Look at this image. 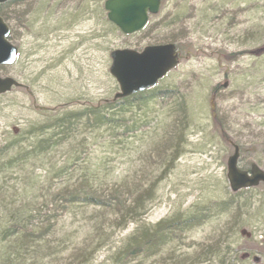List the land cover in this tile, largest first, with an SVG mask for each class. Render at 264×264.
Masks as SVG:
<instances>
[{"label": "rangeland", "instance_id": "374dc122", "mask_svg": "<svg viewBox=\"0 0 264 264\" xmlns=\"http://www.w3.org/2000/svg\"><path fill=\"white\" fill-rule=\"evenodd\" d=\"M104 1L0 8L18 50L0 77L25 88L0 96V221L26 211L34 234L41 222L54 224L32 254L0 264L13 256L12 264H264V187L233 193L226 179L230 144L244 148L240 168L264 161V55L255 53L264 46V0H164L149 31L130 36L107 22ZM164 36L182 46L181 59L141 101L158 95L99 109L118 92L109 53L141 51ZM49 120L63 127L27 136ZM86 196L89 206L68 204ZM132 205L134 221L117 227ZM173 217L188 228L141 259L116 263L137 226ZM7 237L0 228L3 246L22 244Z\"/></svg>", "mask_w": 264, "mask_h": 264}, {"label": "water", "instance_id": "95a60500", "mask_svg": "<svg viewBox=\"0 0 264 264\" xmlns=\"http://www.w3.org/2000/svg\"><path fill=\"white\" fill-rule=\"evenodd\" d=\"M9 1L11 0H0V4ZM160 5V0H105L103 10L107 22L122 35L130 36L146 27L149 17L158 14ZM8 36L9 29L0 17V67L11 66L17 59V48L8 41ZM179 58V52L173 43L146 46L141 51H111L108 72L118 86L119 92L115 99L127 98L155 87L158 81L178 65ZM20 86L10 77H0V95ZM210 106L213 110V98ZM233 148V154L226 163L230 190L237 192L240 189L257 187L260 183L264 185V171L254 164L250 166L249 173L237 168L239 150L237 146Z\"/></svg>", "mask_w": 264, "mask_h": 264}, {"label": "trees", "instance_id": "16d2710c", "mask_svg": "<svg viewBox=\"0 0 264 264\" xmlns=\"http://www.w3.org/2000/svg\"><path fill=\"white\" fill-rule=\"evenodd\" d=\"M14 1V0H12ZM10 1V2H12ZM8 2V3H10ZM161 3H164V0H161ZM6 4L0 5V8ZM157 16V15H156ZM156 16H153L152 18H156ZM0 17L6 22L5 17L2 15V13L0 12ZM164 21V20H163ZM174 25L176 24V21L174 20ZM162 28L164 27V25H160ZM167 26H172V23H168ZM152 26L148 25L143 31L142 33H145L147 31H149V29ZM115 29V28H114ZM9 39V38H8ZM159 42H163V43H173L175 42L174 40H172L169 37H163L161 40H159ZM175 44V43H174ZM176 48L178 50L182 49V46L180 44H175ZM255 53L258 56L264 55V46L257 49L255 51ZM237 55L236 54H232L230 56H227L229 59H235ZM154 89L150 90L153 91ZM143 94L139 93L136 94L134 96H131L129 98H125V99H121V100H115V101H111V102H104L102 104V106L99 107V109H103V110H109V109H113L114 104L117 101H120L121 103H129L131 102V105H136V104H144L146 102H148L149 100L155 98V96H157L158 94H155L153 96H149L147 97L144 101H141V98H143L142 96ZM83 114L85 115H92V116H96L95 115V111H93L92 109L89 110H84L82 111ZM76 116H79V114H76ZM69 118H73V117H69ZM60 124L62 123L61 120H59ZM57 124V122L55 120H49V122H47V124L39 127V128H35L33 130H31V132H28L27 136L35 138L36 135H44L43 137H45V135H50V133L53 132V129L59 128L60 126H62L63 124ZM215 124V122H214ZM216 125V124H215ZM47 126H49V130L47 129ZM63 127V126H62ZM54 133V132H53ZM20 136V135H18ZM21 137V136H20ZM47 142V140H46ZM44 142V144L46 143ZM48 143V142H47ZM239 146V145H238ZM12 149H15V145H12ZM239 150L240 153L244 151V148L239 146ZM78 201H71L68 204L70 206H72L74 203H77ZM114 204L119 205L117 200L114 201ZM142 204L138 205L135 208V211L137 212H142ZM105 207V206H104ZM133 205L130 207V210H128V212H126L124 215H120V217L116 220L117 221V227H125L126 225H128L130 223V221H134L132 218H129L130 216L127 217V214L130 213L129 215H132V209ZM29 213H26V211L24 212H18L16 215L14 214L15 221L14 222V228L10 227L11 229L7 232L8 233V239L9 240H14L11 241L10 244H17L19 241L22 242L21 245H19V248H17L16 250H10V248L5 244V246H3V243L0 242V258L5 257V255L10 256L11 254H17L18 251H24L25 253H30L32 254L34 251H36L39 248V245H37L38 243L41 244L42 240L46 237L45 231L44 229L49 226L46 225V223L48 221L41 222L39 225H37L36 229H37V233L34 234L30 229H29V218L26 217V215ZM190 222H188V220H186V222H182V220L178 217H173L171 219L168 220H161L158 223H156V225L152 226V227H146L145 225H142L141 228L137 229L135 228V230L132 232V234H130L127 239L124 241V243L122 244V246L118 249V251L115 253V255L113 254V256L116 259V263H119L121 261L120 257H123V260L126 261H131L134 259H141L144 256H146L151 250H157L159 247L163 246L166 242L169 241V239H172V236L176 233V232H180L182 231L184 225L185 227H187V224H189ZM45 224V225H44ZM44 225V227H43ZM26 243V245L24 244ZM32 243L31 248L28 247V244ZM104 240H103V244H104ZM102 244V238H100L98 245L101 246ZM26 247V249H25ZM33 250H30L32 248H34ZM9 252V253H8ZM13 256V255H12ZM16 257L17 256H13ZM15 258V259H16ZM14 259V260H15ZM88 256L85 259V262H89L88 261ZM13 260V261H14ZM13 261H10V263L12 264Z\"/></svg>", "mask_w": 264, "mask_h": 264}, {"label": "bare ground", "instance_id": "6f19581e", "mask_svg": "<svg viewBox=\"0 0 264 264\" xmlns=\"http://www.w3.org/2000/svg\"><path fill=\"white\" fill-rule=\"evenodd\" d=\"M171 27V29L169 30V32H171L172 30H174L175 28L174 27H172V26H170ZM164 37H166V36H164ZM167 37H169V36H167ZM161 44H166V43H163V42H160L159 44H156V45H161ZM148 46H155V45H148ZM225 85V87L227 86V84H224ZM212 97H215V95L214 94H212ZM180 129H183V130H186V129H188V126H187V124H184ZM99 196H97V198H98ZM94 199V198H93ZM91 203H93V202H91V199H89V197H83V198H81L78 202H77V204H79V205H83V206H89ZM107 204H111L110 202H108ZM97 205V204H96ZM15 218L16 217H14V215L13 214H11L10 216H4L3 217V220L2 221H0V228H1V230L2 231H4V232H8L11 228L10 227H8V226H11L12 228H14V226H16V225H14V222L13 221H15ZM179 218V217H178ZM182 222H186V220L184 219V220H182ZM190 224V223H189ZM46 225H49V226H47L44 230H45V232H51V231H53V229H54V224L53 225H51L50 224V222L48 221L47 223H46ZM51 225V226H50ZM138 227V228H137ZM136 228L137 229H139V228H141L142 227V225H140V226H137ZM183 228H185V225H184V227ZM187 228H188V226H187ZM11 241H14V240H10V242ZM29 248H31V246H32V243H29ZM33 247V246H32ZM212 252V251H211ZM210 252V255H212V253ZM93 254H89V256H88V261H90V259H91V256H92ZM206 255V254H205ZM121 258V260H123V257H120ZM183 264V263H182ZM185 264V263H184Z\"/></svg>", "mask_w": 264, "mask_h": 264}, {"label": "flooded vegetation", "instance_id": "af4514ba", "mask_svg": "<svg viewBox=\"0 0 264 264\" xmlns=\"http://www.w3.org/2000/svg\"><path fill=\"white\" fill-rule=\"evenodd\" d=\"M21 88H22V89H25V88H24V86H23V87H21Z\"/></svg>", "mask_w": 264, "mask_h": 264}]
</instances>
